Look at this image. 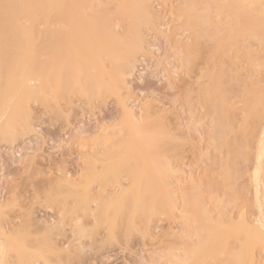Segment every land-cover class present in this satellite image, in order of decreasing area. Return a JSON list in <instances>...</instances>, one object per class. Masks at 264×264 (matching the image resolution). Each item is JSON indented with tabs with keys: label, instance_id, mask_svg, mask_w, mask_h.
<instances>
[{
	"label": "rangeland",
	"instance_id": "rangeland-1",
	"mask_svg": "<svg viewBox=\"0 0 264 264\" xmlns=\"http://www.w3.org/2000/svg\"><path fill=\"white\" fill-rule=\"evenodd\" d=\"M140 1L150 19L136 21L142 45L120 81L91 68L102 74L105 89L99 94L86 96L67 79L69 88L64 85L56 96L31 97L25 104L27 128L20 124L7 135L0 127L2 264H244L246 248L252 264H264V203L257 204L253 181L255 167L264 172V161L256 164L264 134L262 40L238 32L226 0ZM92 2L122 33L130 20L106 14L111 0ZM188 7L201 15L192 31ZM103 63L104 70L112 68L108 59ZM13 112L22 122L23 112ZM126 112L133 115L127 121ZM3 113V119L10 115ZM145 134L150 142L142 148ZM128 151L137 174H152L141 181L152 187L140 183L137 203L129 195L121 203L99 199L98 206H87L86 191L101 198L132 189L123 167ZM165 163L169 171H163ZM104 171L112 172L107 180L94 175ZM261 173L257 185L263 188ZM161 178L171 186L172 212L153 190ZM184 198L198 208L193 219L182 212ZM200 211L205 214L198 221ZM74 217L85 223L79 242L72 237Z\"/></svg>",
	"mask_w": 264,
	"mask_h": 264
},
{
	"label": "bare ground",
	"instance_id": "bare-ground-1",
	"mask_svg": "<svg viewBox=\"0 0 264 264\" xmlns=\"http://www.w3.org/2000/svg\"><path fill=\"white\" fill-rule=\"evenodd\" d=\"M92 1L93 0H0V99H2L0 101V127H4V129L6 130L4 132L7 135H13L20 124H22L23 127L27 128L28 124L26 120L28 111L24 108V106L26 103H28L31 97L47 101L49 98L56 96L57 93L61 91L63 87L66 86L65 84L67 83L65 81H67V79L69 82V87L77 89L80 93L86 96L91 95V93L99 94L103 88L105 89L102 80V74H104V72L105 74H109L111 80L120 81L125 75L124 68H129L130 70L133 69L135 64V55L142 45L140 34L141 32L139 31L138 27L139 24L136 21L141 20L142 17H147L148 19H150V14H148L147 12V6L144 2L140 3L142 2L140 0H111V2H109L110 4L105 7V10L108 11L106 12V14H110V12H112V15L118 14L116 16L130 20L129 24L124 27L123 32L120 33L114 31L113 26L109 24V21H106V16L108 15L105 16V14H103L105 12H102L100 9L93 8L94 3ZM216 1L219 2V0H215V2ZM226 1V9L232 14V16L233 13L235 14V23L237 24L238 32H244L245 34H250L252 32L255 34V36L261 38L262 43L259 49L260 52L263 53L262 59L264 60V0ZM195 2L199 3V1ZM224 2L225 1H223V3ZM88 8H92L91 12L86 11ZM181 9L180 12H182L184 8L182 10ZM191 9L194 10L193 7ZM188 10H190V8ZM99 11L101 12V15ZM198 11L199 10H197L196 13H194L195 11H193L192 14L190 10L186 17V19L188 20L187 22L190 21L191 26H188L190 31H192V26L199 27L201 15L200 13H197ZM115 12L116 14H114ZM102 15H104V18L106 17L105 20H103L104 18L102 17ZM208 18L209 17H207V19ZM203 19L204 16L202 20ZM215 26L217 28V25ZM198 27L196 29H198ZM194 31L195 34L196 30ZM100 32L102 33L100 34ZM257 41L259 40L257 39ZM61 42L63 43V45H61ZM249 42L250 45H252V41ZM39 51H41V54L45 52L43 53V55L46 54V57H43L44 59H42L43 55L41 56V54H38L40 53ZM104 57H106L105 59H108L110 61L109 65H111L112 67H110L111 69H109L108 71L104 70ZM84 64H88L90 68ZM95 67L100 68L103 73H100L101 75L97 73H90L91 68L93 69ZM63 68L67 69V76L64 75L65 70H63ZM256 68L258 67L256 66ZM32 80L38 82V85L36 87H32L30 85ZM26 107L29 108L28 104L26 105ZM16 110H21V112H23L24 117L22 119V122H19L17 119L12 118V114L14 113L13 111ZM4 111L7 112L8 115L10 114L9 117L6 119H3ZM132 117L133 115L130 112H126V121L127 119H131ZM129 122L130 127L134 128L135 134H138L139 131L136 129V126L134 125L135 123H132L131 120ZM263 141L258 143V145H260L259 155L256 154V158H261L262 160L260 159L261 161H257L256 164H259L264 161ZM149 142L150 135L148 136L145 134L144 141L142 142V144H140V146L144 148L149 144ZM129 152L130 151H128L127 154L131 157H128V155H126V157L123 158V160H125V164L123 167L125 168L126 172L128 173V176L131 179L132 186L130 188L132 189H122L119 194H104L101 198L92 197V195L86 191L84 201L87 206L91 205L92 203L98 206L100 200L109 203H114L115 201L116 203H121L129 195L131 196V198H134L133 202L136 201V195L139 197L140 194L138 190L139 187L143 184L147 185L146 180L145 183H141V181L143 182L142 179H145L148 176L150 177V175L152 174L149 171L147 173V170H145L146 173H143L142 176L137 174L135 166L136 162H134L135 159L134 157H132V153L130 152V154ZM163 165H165L164 167H162L163 171L168 170L170 168L169 166H167L166 163ZM261 166L262 165L259 164L258 168L253 167L255 169L253 181L256 182V184H253L256 185V191H254V193L257 198V204L264 203V184L262 185L263 188H260V186L258 187L257 185V183H259L260 181V177L258 178L257 176H260V172H262L261 175L264 174L262 170L263 166ZM111 173V171H104L100 174L94 173V175L100 177L103 180H107L110 177ZM155 178L156 177H154V179ZM262 178L263 177H261V179ZM164 180V178H161L160 181L159 179H157L160 186H158L157 184L156 187L158 188L154 189L155 187H153V190H156V192H158L159 195L161 194V196L164 195V209H166V211L168 210L169 212H172V209L175 208V203L173 201V195L170 189L171 186L169 187V185L165 183ZM119 181L120 179L116 180V182ZM147 186L144 187L143 185V187L147 189L152 187L151 185ZM158 189H161L162 192H160ZM187 190H189L188 187ZM137 191L139 192L138 194ZM140 191L142 190L140 189ZM260 199H262V202L260 201ZM182 205L184 206V210L182 209V212L192 214L191 216L193 219V215H196L197 213L195 209L197 208L195 206V203L189 205V201L187 200V198H184V202ZM193 206L195 207L193 208ZM260 207L263 208V204H260ZM150 209L151 211H154L153 208ZM93 211L95 210L93 209ZM263 211L261 212L263 213ZM261 212L259 214V221L261 220V222H258L259 224L261 223L260 227H262L264 230V214L262 215ZM203 213L204 211L199 215L198 221L204 219L205 213ZM205 216L207 217V215ZM73 219L74 223H71V229L73 234L72 237L74 236V238L79 242L80 238L85 235V223H81V218L75 219L74 217ZM209 221L212 222L210 218L208 220V223ZM54 224L57 225L56 223H53L52 227L58 226H54ZM245 230L249 233L248 236L251 237L253 233L250 231V228H246ZM4 242L5 241L3 240V236H0V264H2L3 262L2 257L5 250ZM262 245L264 246V241ZM248 250L249 248H246V256L244 255L246 258L244 264H252L253 255L249 253ZM33 264L39 263L37 261Z\"/></svg>",
	"mask_w": 264,
	"mask_h": 264
}]
</instances>
